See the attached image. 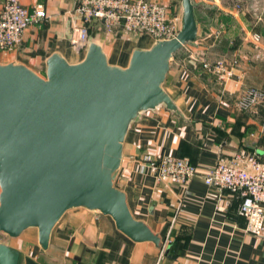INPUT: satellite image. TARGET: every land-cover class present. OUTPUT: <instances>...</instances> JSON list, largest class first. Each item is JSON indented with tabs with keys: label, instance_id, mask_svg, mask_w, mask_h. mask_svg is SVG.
<instances>
[{
	"label": "crops",
	"instance_id": "0c3cea01",
	"mask_svg": "<svg viewBox=\"0 0 264 264\" xmlns=\"http://www.w3.org/2000/svg\"><path fill=\"white\" fill-rule=\"evenodd\" d=\"M18 1L28 10L40 3ZM149 1L166 6L170 16L177 17L178 10L182 11L181 0ZM64 2L60 0V4ZM191 2L197 19L198 10L206 5L238 15L228 1ZM74 8L75 1L67 13L72 15ZM244 30L249 36L250 32ZM25 35L26 32L23 41ZM69 36L65 29L50 48H34L31 42H22L30 51L36 49L29 62L44 67L45 60L58 52L68 63H79L85 50L74 49ZM216 36L210 32L196 43H200V48H211ZM89 40L103 48L110 65L119 67L128 65L134 49H148L154 43L148 35L125 36L116 32L110 36L103 28L89 34ZM261 49L264 53V46ZM7 55L0 53V58ZM111 58L120 62L110 63ZM17 62L30 68L27 62ZM186 64L171 62L163 84L181 115L163 107L140 115L126 134L115 181V186L126 195L132 216L160 235L162 250L152 243L132 242L116 230L109 217L74 209L66 212L53 229L47 251L40 249L37 232L31 253L15 248L21 253L23 264H39L42 253L71 264H264V239L244 232L245 221L238 215L239 199L229 192L218 199L215 191L203 182L208 168L238 152L255 153L264 162V101L248 111L237 107V100L246 89L254 87L264 92V61L244 59L235 68L234 76L223 83L212 74L196 72L189 64L188 69ZM146 154L187 159L196 166L197 174L185 185L158 179L141 161Z\"/></svg>",
	"mask_w": 264,
	"mask_h": 264
},
{
	"label": "water",
	"instance_id": "95a60500",
	"mask_svg": "<svg viewBox=\"0 0 264 264\" xmlns=\"http://www.w3.org/2000/svg\"><path fill=\"white\" fill-rule=\"evenodd\" d=\"M181 8L175 38L134 49L126 67L110 65L90 40L79 63L52 53L44 77L17 61L0 63V234L16 239L35 229L45 252L64 214L83 209L162 250L160 235L132 216L115 181L131 124L160 107L181 115L163 88L174 55L198 35L191 0ZM0 264H23L21 253L0 242Z\"/></svg>",
	"mask_w": 264,
	"mask_h": 264
},
{
	"label": "built area",
	"instance_id": "2783aa9c",
	"mask_svg": "<svg viewBox=\"0 0 264 264\" xmlns=\"http://www.w3.org/2000/svg\"><path fill=\"white\" fill-rule=\"evenodd\" d=\"M73 12L77 21L70 44L78 51L86 49L88 29L94 22L108 34L143 33L154 41L175 38L181 27L180 19L170 16L166 6L149 0H75ZM45 18L41 4L28 10L18 0L0 2V51L18 50L26 30ZM251 40L259 42L260 35L252 34ZM204 68L220 83L235 73V67L224 62L204 64ZM263 99L262 92L247 89L239 96L237 107L248 111ZM141 161L154 177L176 184L185 185L197 174L196 166L176 156L154 158L146 154ZM203 182L218 199L224 192L236 195L240 202L238 215L245 221L244 232L264 239V162L255 153L238 152L227 161H218L205 171Z\"/></svg>",
	"mask_w": 264,
	"mask_h": 264
},
{
	"label": "rangeland",
	"instance_id": "374dc122",
	"mask_svg": "<svg viewBox=\"0 0 264 264\" xmlns=\"http://www.w3.org/2000/svg\"><path fill=\"white\" fill-rule=\"evenodd\" d=\"M75 1V0H74ZM73 0H65L60 4V0H39L38 4L43 5L46 10V18L38 24L30 26L26 30V41L31 42L34 48L43 47L50 48L58 40V36L62 35L66 29L69 32V38L74 33L75 23L77 21L74 13L71 15L67 10L73 6ZM228 1L229 0H224ZM36 4V5H38ZM232 7L236 9L238 15H231L218 11L214 6H202L198 10L199 35L193 43L186 44L179 52H177L172 60L174 62L187 63V66H193L196 72H201L204 76H209L210 73L204 68V64H214L216 62H224L232 64L235 68L239 66L244 59L260 63L264 61V53H262L261 46H264V0H233ZM181 9L177 12V17L181 16ZM245 14V15H243ZM239 16V17H238ZM89 34L93 35L102 30V26L98 22L91 24ZM90 25V26H91ZM250 32L247 36L245 30ZM210 32L216 36L215 44L211 48H200V43L197 41ZM252 34H259L260 41L253 42L251 40ZM113 34H110V36ZM146 35L143 33L131 34V36ZM147 36V35H146ZM115 37V36H114ZM22 43L21 46L12 53L1 52V54H8L0 58L1 63H9L12 61H24L30 66V69L35 71L38 75L44 77V67L36 66L29 62V58H33L36 49H30ZM140 44V43H138ZM71 45V44H70ZM38 50V49H37ZM110 63L117 62L119 59H110ZM189 64V65H188ZM264 71V65L261 66ZM260 67V68H261ZM189 69V67H187ZM264 82V80H263ZM264 84V83H263ZM248 89H255L264 94L261 89L250 87ZM247 90V89H246ZM264 99L260 102V104ZM36 241V230L28 229L20 237L11 239L4 234H0V242L10 244L12 247H20L25 252H30L34 242ZM31 253V252H30ZM45 253L38 257L39 264H71L65 260H53ZM30 255V254H29ZM72 264H81L73 262Z\"/></svg>",
	"mask_w": 264,
	"mask_h": 264
},
{
	"label": "trees",
	"instance_id": "16d2710c",
	"mask_svg": "<svg viewBox=\"0 0 264 264\" xmlns=\"http://www.w3.org/2000/svg\"><path fill=\"white\" fill-rule=\"evenodd\" d=\"M232 2H233V0H229V4H228V6L232 7V6H233V5H232ZM88 31H90V28L88 29Z\"/></svg>",
	"mask_w": 264,
	"mask_h": 264
}]
</instances>
